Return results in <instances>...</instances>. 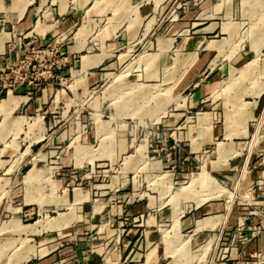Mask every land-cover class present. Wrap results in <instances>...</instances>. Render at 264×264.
Returning <instances> with one entry per match:
<instances>
[{"label":"crops","instance_id":"1","mask_svg":"<svg viewBox=\"0 0 264 264\" xmlns=\"http://www.w3.org/2000/svg\"><path fill=\"white\" fill-rule=\"evenodd\" d=\"M110 1L112 0H0V83L1 81L4 83L1 85L3 87L1 94L5 92L6 99H10L14 107L10 115L18 109L27 114H34L58 97L59 103H64L62 91L68 93L70 100L79 97L80 102L91 104L96 100V97L93 98L92 95L95 92L94 89L104 83L105 88L111 82L113 74H121L116 83L135 81L144 84H162V86L166 84L169 86L172 80L177 78L172 87L175 101L166 103L165 99H161L157 102L166 104V113L157 122H150L149 114H147V122L157 124L162 130H172L170 146L165 149L169 151L165 152L163 149L158 153L161 155H159L160 161L174 163L176 168L172 174L183 177L188 172L187 165L198 156L200 148L207 140L215 145L217 141H224L235 149L245 150L240 168L247 155L245 171L247 183L240 185L229 211L227 212L226 200L223 197L207 200L199 206L194 205V209L180 216L179 232L192 230L196 238L209 232H214V235L219 234V241L223 239L222 244L227 246L219 248L218 253L222 252V256L218 257L217 264H264V185L260 183V178L264 176V169L256 167L255 164L250 165L253 157L264 160V138L261 139L262 136H260V131H264V57H261L264 32L254 37V32L260 29V26L257 27L253 23L250 28L251 37L247 40V33L245 36L247 28H242L243 23H247V16L251 17L253 14L260 23L264 21V0H180L175 6L176 9L172 10H169V5L174 0H126L125 7L131 8V11L137 10V19L130 25L120 18L123 13L118 14L114 19V21L117 20L114 25L115 34L103 39L101 37V40L97 36L98 32L107 30V27L98 26L96 20H99L97 17L105 13V10L112 13L108 8ZM143 19L145 20L143 32L137 35V29ZM240 19L246 21L240 22ZM120 20L123 23L120 24ZM134 46H142L143 49L125 59ZM46 48H52L50 52L52 56H44V52H47L44 50ZM36 50L38 55L33 57H39V62L44 58L43 63H37L38 71L28 82L9 86L15 74L8 67L17 66L24 58L34 62L31 53ZM144 54L152 56L149 62H152L151 65L147 68L143 65L138 69L135 68L138 58ZM120 60L122 61L120 70L111 71L113 65L116 67L120 65ZM130 65L131 70L124 72ZM165 69L167 70L164 71ZM227 75L230 79H247L243 82L241 90L245 99L244 105L241 106L245 107L249 121L247 128L244 127L242 131L227 130V126L232 121L229 119L226 121V111L223 113L225 127L220 129L221 124L218 119L220 110L215 105L211 106L210 110H198L210 98L219 96L216 95V91L223 77ZM62 77L69 80L66 91L64 88L54 87L55 84H59L57 81ZM123 77L129 79L122 81ZM108 79L109 82L106 83ZM232 85L225 90L230 92ZM104 88L100 93L103 94ZM51 96H53L52 99ZM81 97L85 98L81 99ZM157 103L149 110H154L158 106ZM171 105L175 112L170 111ZM192 112L195 113L194 116L187 115ZM204 112L209 113V117H199L196 121L198 113ZM18 117L26 118L27 116ZM252 117L254 119H251ZM27 118L31 120L36 117ZM190 118H194V121L188 125L187 121ZM258 118L261 124L257 129ZM14 122L15 120L12 122V130L15 129ZM107 123L101 126H108ZM90 124V122L83 124L86 126L84 133H81L84 141H93L99 135L100 129H92L93 126ZM199 124L206 126L210 124V131L204 137L199 134ZM243 124L246 125L244 122ZM182 126L195 128L193 132L195 135L192 133L193 135L189 136V129L184 127L188 130L186 131L188 143H183L188 145L185 150L178 143L171 144L173 134L184 133L179 129ZM240 133L247 140L237 142L243 143V146L237 148L234 140L239 136L236 137L235 134ZM63 135L61 131L57 138H63ZM221 135L224 140H217ZM193 138L197 140L195 148H193ZM253 139L255 141L252 143ZM120 141L126 145L125 138L118 139V143ZM118 143L116 151L121 153ZM176 146L179 148L172 150ZM24 151L19 152L20 159ZM241 153L240 151L227 160L225 167L229 173L239 165L238 156ZM253 153L256 155L252 157ZM47 154L49 158H57L54 153ZM102 156L103 152L99 158L90 162L86 156H79L78 152L76 157L73 154L67 161V167L74 169L75 178H78L82 185L76 187L75 191L72 189L71 193H66V189H63V195L54 194V192L52 200L49 193L48 200L51 202L61 203L56 201L55 196H66L69 203H74V195L79 191L83 200L73 204L75 211L80 213L79 220L62 228L43 229L39 230L40 232L28 233L24 229H21L24 231L21 234L3 231L15 235V237H7L6 240L22 237L29 240L39 235L45 239L35 245L39 247L37 255H33L34 250L26 251V255L33 256L30 258L27 256L29 258L27 261L18 264H142L145 262L147 252L153 247H156L159 258L160 245L156 242L155 222L160 221L162 216L152 212L154 207L151 206L154 205V201H151L150 197L133 203L123 201L119 205L110 204L112 196L102 198L107 202H91V198L96 194L100 196L104 193L103 196L106 197L111 190L105 184L93 182L104 169L96 170L98 174L95 175L91 166L94 161L101 160ZM261 160L255 163L261 164ZM213 163L216 164L215 161ZM51 167L55 169L54 166ZM235 173L228 175V178ZM124 184L125 179L119 185ZM234 186L228 185L226 188L233 190ZM28 188L26 187L25 201L23 200L20 210L13 208L15 211L12 209L13 213L2 222L16 217L21 223L28 224L23 221L28 220L27 215L34 213L30 211L34 209V205L38 206L37 215L43 210L47 201L45 198L41 206L35 202H26ZM101 189L104 191L97 192ZM244 192H247L246 196L242 195ZM61 204L66 209L63 213L70 214L71 207ZM95 206H100V209L95 211ZM115 210L116 213L113 212ZM226 212L227 217L221 230L205 228L195 231L199 219L211 215H222ZM37 220L39 219H34L33 222ZM80 222L82 229L78 231L76 223ZM96 223H111L114 227L113 231L108 233L109 238L105 246L93 249L85 239L89 238L88 235H91L90 232L93 226L97 225ZM125 223L128 224L127 227H124ZM60 230L69 231L60 235ZM114 232L116 235H113ZM74 233L86 235V237L73 239L70 235ZM44 251L46 253L43 254ZM141 255L144 261L139 263L138 259Z\"/></svg>","mask_w":264,"mask_h":264},{"label":"rangeland","instance_id":"2","mask_svg":"<svg viewBox=\"0 0 264 264\" xmlns=\"http://www.w3.org/2000/svg\"><path fill=\"white\" fill-rule=\"evenodd\" d=\"M179 1L180 0L172 1L169 5V10L174 9ZM125 2L126 0L110 1L108 8L112 13H110L109 10H105V13L97 17L99 18V20H96L97 25L100 27H107V30L103 29L98 32L97 36L100 37V39L101 37L103 39L115 34L114 25L117 20L114 21V19L118 14L121 15L123 13L120 18H122L123 21L126 20L130 25L137 19V10L131 11V8L125 7ZM255 16V14L251 17L247 16V23L245 22L242 25V28H247V32H245V36L247 33V40L251 37L250 28L253 23H255L257 27L260 26V29L258 28L254 32V37L264 32V21H262L261 24L255 19ZM123 21L120 20V24L123 23ZM144 21L143 19L139 29H137V35L143 32ZM239 21L243 22L246 20L240 19ZM51 49L52 48L44 49L47 50V52H44V56H52L50 54ZM141 49H143L142 46H134L133 49H130L128 55L125 56V59ZM37 50L31 53L32 59L34 60L31 64H35V68L29 71L28 80H31V77L38 71L37 63L44 62V58L40 59V62L39 57L34 58L36 54L38 55ZM261 51V57H264V47ZM40 55L42 54L40 53ZM151 60L152 56L144 54L138 58L135 68L138 69L141 65L147 68L151 65L152 62L149 63ZM121 64L122 61L120 60V65L118 67L113 65V69L110 70L117 72L120 70ZM15 67L16 66L13 68ZM130 68L131 65L124 72L129 71ZM166 70L167 69L164 71ZM120 76L121 74H113L111 76V82L105 88L104 83L102 86H98L94 89L95 92L92 93V95L93 98L96 97V100L91 104L80 102L81 100L79 97L70 100V97L68 98V93L62 91L65 98L64 103H59L58 97L34 114H27L24 111H20L21 109H18L11 115L10 113L14 107L10 99H6L5 92L1 94V90L3 89L1 85L4 84L1 81L0 223L2 220L9 218L10 214L13 213V208H18L20 210L21 206H23L22 203L23 200L25 201L26 187H29L27 190L26 202H35L41 206L45 201L44 198L47 199V201L46 205L43 206V210L38 212V215L36 214L38 206L34 205V209L30 210L31 212L34 211V213L27 215L26 218L28 220L23 221L28 224L21 223L16 217L1 223L0 264H18L27 261L31 256L37 255L36 252L39 251V247L35 245L45 240L42 235L36 237L31 236L33 239L31 238L29 240L23 237L16 239L17 241L11 238V240H6L7 237H15V235L13 234V236L11 233L8 234L3 231H14L21 234L24 233L21 229L28 231V233H32L43 229L62 228L81 218L80 213L75 211L73 206L74 203H80L83 200V196L79 191L74 195V203H69L66 196H55L57 202L71 207L70 214L68 215L63 213L66 209L61 203L48 200L49 193L51 195L50 199L52 200L54 192V194L63 195V189H66V193H71L72 189L75 191L77 190L75 189L76 187L82 185V183H79L80 180L75 178L74 169L67 167V161L71 159L73 154L76 157L77 152L81 157L86 156L90 162L99 158L103 152V158L94 161L91 166L95 175L98 174L96 170L104 169V171L100 172L98 177L96 176V180L93 182L105 184L111 190L106 197L103 196L104 193L100 196L96 194L91 198V202H107L102 198H107L108 196H112L110 198V204L112 205H119L123 203V201L133 203L138 200L141 201L146 197H150V200L154 201V205L151 206L154 207L152 212L162 216L160 221L155 222V228L157 229L156 242L160 245L159 258L156 253V247H153L147 252L145 262L142 263L144 258L141 255L140 259H138L139 263L157 264V259L158 264H217L219 262L218 257L222 256V252L218 253L219 248L227 246L226 244H222V242H224L223 239L219 241L220 235H214V232H209L196 238L192 230H185L180 233L179 219L182 214L190 209H194V205L199 206L207 200L218 197L225 198L226 209L227 207L231 208L232 202L238 194L240 185H243L244 182L247 183L245 179L247 155L242 168H240L245 150L235 149L231 144L224 141H217L224 140L222 139V135L215 140L217 141L216 145L207 140L200 148L198 156L187 165V174L183 175V177H176L175 174H172L176 168L174 167V163L169 164L168 162H162L160 161L161 155H158L163 149V151H165V149L169 148L170 132L172 130H162L157 124L150 122H157L160 117L166 113V104L157 102L161 99H165L166 103H169L175 98L172 87L177 78L173 79L169 86H167V84L162 86V84H144L135 81L116 83L115 81ZM12 78H15L17 82L22 81L19 75L18 77ZM127 79L129 78L123 77L121 80L125 81ZM245 81H247V79H230L229 75L226 77L224 76L216 91V95L219 96L210 98L206 104L198 110H210L211 106L215 105L219 107L220 110V117H218V119H220L219 123L221 124L220 129L225 127L223 118L224 111H226V121L227 119L232 121V123L227 126V130L237 132L242 131L244 127L246 129L249 116L246 115L245 107L241 106L244 105L243 103L245 101V99H243L244 94L241 93L243 82ZM57 82L59 84H55L54 87L64 88L66 91L69 80L62 77V79ZM107 82H109V79L106 83ZM7 83L9 84V81ZM231 85V91H226L225 89ZM103 88L102 94L100 92ZM52 98L53 96H51V99ZM82 98L85 97H81V99ZM156 103L158 106L154 110H149L153 105L155 106ZM170 111L175 112L173 110V105L170 106ZM147 114H149L150 122H147ZM20 115H26L27 117L35 116L36 118H31V120H28L27 117V119L24 117L17 118V116ZM187 115L194 116L195 113L192 112ZM40 116H43V118H40ZM207 116L209 117V113H198L195 120L197 121V118H204ZM259 118L257 129L261 124ZM251 119L254 118L252 117ZM14 120L15 129L12 130V122ZM193 121L194 118H190L187 124H192ZM87 122L91 123L90 125L93 126L92 129H100L98 131L100 136L97 135L93 141L82 140L83 134L81 135V133H84L83 130L86 128L83 124ZM106 122H108V126L105 125L102 127L101 125ZM243 122L246 123V125L243 124ZM209 125H198L201 137H204L210 131ZM184 127L186 126L179 127L184 133H180L179 135L173 134L171 144L175 145V143H178V145L185 150L188 147V145L183 144L188 143L186 131L189 129V136L190 134L195 135V133H193L195 132V128L188 126V128L186 127L187 129H184ZM61 131H63L64 134L63 138H57V135ZM241 133L235 134L236 137L239 136L234 140L237 148L243 146V143L237 142L247 140ZM75 134L76 137H74ZM260 136H262L261 139L264 138V131H260ZM67 137H69L68 140ZM120 138H125L124 142L127 148L121 141L118 143V139ZM254 141L255 139H253L252 143ZM206 142L209 143L206 144ZM117 143L121 153L116 151ZM196 146L197 140L193 138V148ZM178 148L179 147L176 146L172 148V150ZM20 151H24L21 159L19 157ZM168 151L169 150H166L165 152ZM240 151L242 153L238 156L239 165L235 170L229 173L225 164L231 156L240 153ZM49 152L57 155V158H49L47 154ZM42 155L44 157H42ZM254 155L256 154L253 153L252 157ZM60 157L63 158L61 159ZM52 159H55V161H51ZM260 160V158L253 157L250 165L253 166L255 164L256 167H262L264 169V160H261V164L255 163V161L258 162ZM214 161L216 164L213 163ZM51 166H54L55 169ZM82 168H84V166ZM4 171L6 173H4ZM233 172H236L235 175L228 178V175H231ZM124 179L125 184L119 185L124 182ZM260 180V183L264 185V176L260 178ZM30 185L33 186L30 187ZM57 185H59L58 188ZM228 185H235L234 189L228 190L226 188ZM99 191L104 190H97V192ZM242 195L246 196L247 192H244ZM22 197H24V199ZM98 209H100V206L94 207L95 211ZM13 211H15V209H13ZM113 212L116 213V210ZM222 215H211L199 219L200 221H197L195 231L205 228L221 230L226 220ZM30 217L34 218L31 220L29 219ZM34 219L39 220L33 222ZM128 222L129 221H127V223ZM127 223H125L124 227L128 226ZM76 224V227L79 229L78 231H81V222ZM96 224L97 225L93 226L90 232L91 235H88L89 238L85 239L93 249L105 246V242L109 238L108 233H111L114 227L111 223ZM67 231L69 230H60V235H63ZM114 233L113 235H116V232ZM70 236L73 239L86 237V235L77 233ZM218 242L220 244H218ZM33 250V255H26V251L31 252ZM144 250L145 248L143 251ZM44 253H46V251H44L43 254ZM27 256L29 258H27Z\"/></svg>","mask_w":264,"mask_h":264},{"label":"built area","instance_id":"3","mask_svg":"<svg viewBox=\"0 0 264 264\" xmlns=\"http://www.w3.org/2000/svg\"><path fill=\"white\" fill-rule=\"evenodd\" d=\"M13 67H8V69L10 71H12L13 74H15V77H18V75H19L22 79V81H20V83L21 82L23 83V82L29 81L27 79L29 77L28 73H30L29 71H31L35 68V64H31V62L28 61V59L24 58V59L20 60V62L17 64V66L15 68H13ZM15 83H19V82H17V80L15 78H13V80L11 81L9 86L14 85Z\"/></svg>","mask_w":264,"mask_h":264},{"label":"bare ground","instance_id":"4","mask_svg":"<svg viewBox=\"0 0 264 264\" xmlns=\"http://www.w3.org/2000/svg\"><path fill=\"white\" fill-rule=\"evenodd\" d=\"M229 208H230V207H227V212H228ZM227 212L224 213V215H222V217L226 218V216H227ZM199 221H200V220H199ZM25 259H27V258H25Z\"/></svg>","mask_w":264,"mask_h":264}]
</instances>
